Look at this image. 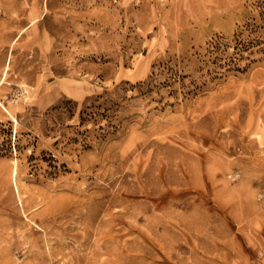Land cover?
<instances>
[{"label":"rangeland","instance_id":"rangeland-1","mask_svg":"<svg viewBox=\"0 0 264 264\" xmlns=\"http://www.w3.org/2000/svg\"><path fill=\"white\" fill-rule=\"evenodd\" d=\"M0 264H264V0H0Z\"/></svg>","mask_w":264,"mask_h":264}]
</instances>
